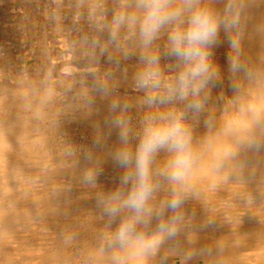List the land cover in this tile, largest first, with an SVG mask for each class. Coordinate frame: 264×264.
Masks as SVG:
<instances>
[{
	"label": "clouds",
	"instance_id": "1",
	"mask_svg": "<svg viewBox=\"0 0 264 264\" xmlns=\"http://www.w3.org/2000/svg\"><path fill=\"white\" fill-rule=\"evenodd\" d=\"M79 2L88 6L90 31L78 43L94 69L83 96L88 115L106 102L83 149L82 181L99 187L108 160L118 172L97 193L109 228L100 255L108 264H190L202 250L185 246L193 241L185 205L198 195L194 180L205 158L219 172L240 149L264 147V55L245 54L250 35L264 40V0ZM222 43L230 95L217 126L204 117L213 90L225 86L215 60ZM102 61L109 67L100 72ZM125 85L135 95H122ZM201 122L206 133L197 138Z\"/></svg>",
	"mask_w": 264,
	"mask_h": 264
},
{
	"label": "bare ground",
	"instance_id": "2",
	"mask_svg": "<svg viewBox=\"0 0 264 264\" xmlns=\"http://www.w3.org/2000/svg\"><path fill=\"white\" fill-rule=\"evenodd\" d=\"M87 17L79 0H0V264H108L100 248L109 228L96 200L118 172L108 160L99 187L82 181L83 149L106 114L98 100L99 114L89 116L83 100L94 78L78 43L90 31ZM226 52L223 43L215 50L225 86L213 90L204 117L217 126L230 95ZM245 54L258 60L264 40L250 35ZM120 93L135 95L126 85ZM205 133L201 122L194 135ZM210 159L185 205L193 238L185 246L202 250L190 264H264V147L240 149L219 172Z\"/></svg>",
	"mask_w": 264,
	"mask_h": 264
}]
</instances>
